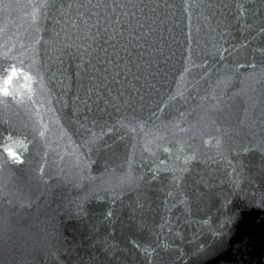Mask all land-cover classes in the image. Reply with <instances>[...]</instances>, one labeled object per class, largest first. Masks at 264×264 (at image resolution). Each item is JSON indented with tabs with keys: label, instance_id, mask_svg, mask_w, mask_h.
Masks as SVG:
<instances>
[{
	"label": "water",
	"instance_id": "95a60500",
	"mask_svg": "<svg viewBox=\"0 0 264 264\" xmlns=\"http://www.w3.org/2000/svg\"><path fill=\"white\" fill-rule=\"evenodd\" d=\"M0 264H264V0H0Z\"/></svg>",
	"mask_w": 264,
	"mask_h": 264
}]
</instances>
